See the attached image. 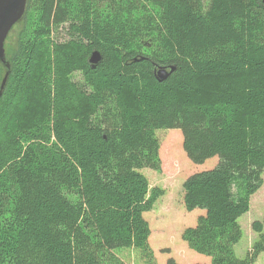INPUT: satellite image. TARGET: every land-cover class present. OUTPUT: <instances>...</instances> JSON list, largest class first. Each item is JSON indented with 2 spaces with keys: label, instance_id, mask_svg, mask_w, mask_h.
<instances>
[{
  "label": "trees",
  "instance_id": "obj_1",
  "mask_svg": "<svg viewBox=\"0 0 264 264\" xmlns=\"http://www.w3.org/2000/svg\"><path fill=\"white\" fill-rule=\"evenodd\" d=\"M16 25L0 98V264H126L121 248L155 264L144 213L163 190L141 169L161 168L160 128L181 129L195 163L219 157L184 182L187 210L206 213L183 239L212 264H256L264 220L253 253L235 246L263 185L262 0H28ZM160 66L176 70L160 81Z\"/></svg>",
  "mask_w": 264,
  "mask_h": 264
},
{
  "label": "rangeland",
  "instance_id": "obj_2",
  "mask_svg": "<svg viewBox=\"0 0 264 264\" xmlns=\"http://www.w3.org/2000/svg\"><path fill=\"white\" fill-rule=\"evenodd\" d=\"M18 29L19 26L14 25L7 37L8 43L15 38ZM66 38H68L66 32L59 34V39ZM74 79L80 80L81 74H75ZM175 135H179V140L171 147V139ZM156 137L160 145L161 168L141 169L148 178L151 188L158 187L163 190L153 209L144 213L152 231L149 243L154 252L155 264H169L170 259L173 264H212L210 256L190 248L183 239L184 231L195 226L199 217L206 213L201 208L187 210L183 185L192 174L215 167L219 157H211L203 163L191 161L183 147V133L179 128L157 129ZM258 220H264V174L263 185L251 197L250 210L239 218L243 230V237L235 246L239 258H245L249 253H253L254 244L261 236L252 228L253 222ZM118 253L126 264H152L136 249L121 248L118 249ZM256 264H264V251L259 254Z\"/></svg>",
  "mask_w": 264,
  "mask_h": 264
},
{
  "label": "water",
  "instance_id": "obj_3",
  "mask_svg": "<svg viewBox=\"0 0 264 264\" xmlns=\"http://www.w3.org/2000/svg\"><path fill=\"white\" fill-rule=\"evenodd\" d=\"M28 0H0V63L6 69L5 75L0 84V98L4 92L6 83L11 72V62L6 53V40L14 27L24 16ZM264 4V0H262ZM102 53L94 50L89 58L93 68H96L102 61ZM176 70V66L156 67L155 74L158 80L163 81Z\"/></svg>",
  "mask_w": 264,
  "mask_h": 264
},
{
  "label": "bare ground",
  "instance_id": "obj_4",
  "mask_svg": "<svg viewBox=\"0 0 264 264\" xmlns=\"http://www.w3.org/2000/svg\"><path fill=\"white\" fill-rule=\"evenodd\" d=\"M160 67H165V66H160ZM157 68H159V67H157ZM167 68H168V67H167ZM155 70H156V69H155ZM173 72H174V71H173ZM173 72H172V73H173ZM172 73H171V74H172ZM171 74H170V75H171ZM170 75H169V76H170ZM166 79H167V78H166ZM166 79H165V80H166Z\"/></svg>",
  "mask_w": 264,
  "mask_h": 264
}]
</instances>
